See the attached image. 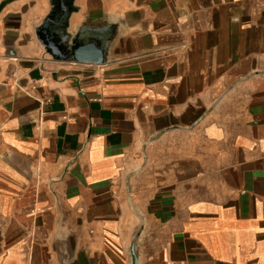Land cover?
Listing matches in <instances>:
<instances>
[{
  "label": "crops",
  "instance_id": "crops-1",
  "mask_svg": "<svg viewBox=\"0 0 264 264\" xmlns=\"http://www.w3.org/2000/svg\"><path fill=\"white\" fill-rule=\"evenodd\" d=\"M68 5L54 58L39 28ZM264 264V0H0V264Z\"/></svg>",
  "mask_w": 264,
  "mask_h": 264
},
{
  "label": "water",
  "instance_id": "water-1",
  "mask_svg": "<svg viewBox=\"0 0 264 264\" xmlns=\"http://www.w3.org/2000/svg\"><path fill=\"white\" fill-rule=\"evenodd\" d=\"M68 14V5L61 2L48 17H46L39 28L41 38L44 41L49 53L58 60L74 61L79 63L102 64L104 63L103 48L95 41L86 39L81 42L75 41L67 48L59 45L54 39L55 26L61 27L64 32V20ZM131 264H138V255L135 247V238L130 245Z\"/></svg>",
  "mask_w": 264,
  "mask_h": 264
}]
</instances>
